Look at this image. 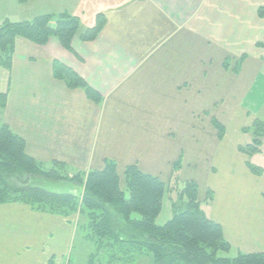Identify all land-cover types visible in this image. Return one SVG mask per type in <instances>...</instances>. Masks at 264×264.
<instances>
[{
	"label": "crops",
	"instance_id": "1",
	"mask_svg": "<svg viewBox=\"0 0 264 264\" xmlns=\"http://www.w3.org/2000/svg\"><path fill=\"white\" fill-rule=\"evenodd\" d=\"M261 7L264 0H0L1 22L66 11L89 28L99 13L107 18L95 40L75 37L72 51L56 38L45 45L16 39L3 124L25 139L30 155L47 165L65 162L71 174L113 159L122 177L137 164L177 189L175 177L190 167L196 175L186 180L198 183L203 209L232 247L263 251L264 217L249 207L264 198V174L253 172L239 150L248 143L240 141V117L264 122ZM244 54L238 73L225 68L226 58ZM55 60L83 77L101 102L56 78ZM214 120L234 128L219 137ZM79 218L21 202L0 204V264H48L58 246L67 255L81 239Z\"/></svg>",
	"mask_w": 264,
	"mask_h": 264
},
{
	"label": "trees",
	"instance_id": "2",
	"mask_svg": "<svg viewBox=\"0 0 264 264\" xmlns=\"http://www.w3.org/2000/svg\"><path fill=\"white\" fill-rule=\"evenodd\" d=\"M259 15L264 16V7L260 8ZM53 20H56L54 25ZM106 21L105 14L99 13L93 27L83 28L80 19L66 11L57 16L42 13L21 21L6 18L0 23V65L8 70L12 68L19 37L38 45L56 38L65 49L72 51L75 37L95 40ZM245 58L244 54L235 60V73L240 71ZM229 64L230 57L225 59L226 69ZM53 73L69 88H82L90 100L101 102V94L71 67L55 60ZM7 97L8 92L0 86V107L7 105ZM214 124L219 137H223L224 125L217 120ZM243 131L252 133L253 138L250 143L240 145L239 150L248 156L259 153L264 122L257 119ZM247 164L256 174H264L250 161ZM180 168L181 159L174 163V172ZM177 179L178 176L175 183ZM61 183H68L72 188L57 191L45 186ZM182 184L179 189L178 181L175 189L160 176L143 172L137 164L128 165L122 177L113 159H106L100 169L71 174L65 162L54 160L47 165L30 155L25 139L9 125H0V204L21 202L37 211L65 217L79 213V235L91 246L85 264H264V250L239 252L234 257L221 255L232 249L223 226L209 218L203 209L198 183L186 180ZM76 187L83 192H76ZM172 191L178 194L177 203L172 200L173 216L160 225L157 217L165 197ZM208 196H212L210 191ZM179 202L183 205L179 206ZM52 263L51 260L49 264Z\"/></svg>",
	"mask_w": 264,
	"mask_h": 264
},
{
	"label": "rangeland",
	"instance_id": "3",
	"mask_svg": "<svg viewBox=\"0 0 264 264\" xmlns=\"http://www.w3.org/2000/svg\"><path fill=\"white\" fill-rule=\"evenodd\" d=\"M9 8H10V6H9ZM55 22H56V20L53 21L52 24L54 25ZM0 23H1V21H0ZM258 47H261V48L264 49V45H258ZM235 58H238V57H233V56L230 57V64H229V69L230 70H233L234 66L237 63L235 61ZM9 71L10 70H8L4 66L0 65V77H1L0 78V82H1L0 86H1V90L2 91L7 90L8 81H9ZM261 86H262V83H261V79H260L258 81V87H256V89L260 88ZM2 108H5V107H0V125L1 124L3 125V123L6 122L5 117H4L5 114L2 111ZM239 111H245V110L239 109ZM230 112H231V114L233 113L232 110H229L227 113H230ZM233 118H235V120H237V117H235V115L233 116ZM240 118H241L240 122L243 125L242 128H250L253 125L252 123L255 122V121L252 122L251 119H247V120H246V118L243 119V116H241ZM225 128H226V131L228 132L231 129L233 130L234 125L228 124L227 126H225ZM247 133H245V134L240 136L241 137V139H240L241 142L243 140H245V139L248 140L247 141L248 143L251 142V140L253 138L252 133H250L249 136H248ZM250 136H251V138H250ZM230 139H233L234 141L237 140L236 137H231ZM261 150H262V154H260V155H251V156H249V158H250L249 160H251L253 162V164H255L256 166H259L262 169H264V142L263 141H262ZM194 175H196V172L192 171V169L190 167H185L184 170L182 171L181 178L179 179V184H180L179 189H181L182 186H183V184H182L183 180H186V179H188V177H191V176H194ZM65 184L67 185V187H57L59 184L57 186L52 185V184H46L45 186L47 188L51 189V190L68 191L69 190L68 189V183H65ZM174 185L178 186V181H176V183H174ZM262 188H263V192H264V185L262 186ZM172 190L174 191L173 188H172ZM173 191L169 194V196L167 195L165 197L164 203H163V209H162L161 213L159 214V216L157 217L156 222L158 224H160V225L165 224L173 216V208H172V205H170V203L172 202L171 201L172 200L171 196L175 194V202L177 203V201H178V194L173 192ZM211 194L213 195L212 192H211ZM128 196H129V193L127 192V197ZM201 198H202V195H201ZM261 200H260L261 202L258 201L259 204H257L254 208L251 207V206L249 207V210H255L256 209L255 217H264V198H262ZM208 202H210V201H208ZM178 205L182 206L183 204H182V202H179ZM239 212H240V210H239ZM250 215L253 216L254 213L252 211H250ZM54 233H56V232H54ZM89 247H91L90 243H88L86 241H82L79 238H75L74 243L72 244L71 252H69L67 255L63 254V251L65 250L64 247H59V246L55 247V249H57L58 251L55 254L54 253H50L48 255V264H49V262L51 260L53 261L52 264H69V263L70 264H85L86 256L89 253ZM239 252H240L239 248L235 245V246L232 247V249H231V251L229 253H221V255H227V256H230V257H234ZM241 252H243V251H241Z\"/></svg>",
	"mask_w": 264,
	"mask_h": 264
}]
</instances>
